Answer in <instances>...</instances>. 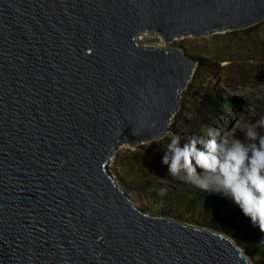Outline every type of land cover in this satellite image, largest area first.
I'll return each mask as SVG.
<instances>
[{
    "label": "water",
    "instance_id": "water-1",
    "mask_svg": "<svg viewBox=\"0 0 264 264\" xmlns=\"http://www.w3.org/2000/svg\"><path fill=\"white\" fill-rule=\"evenodd\" d=\"M264 19V0H0V264H254L144 212L108 173L161 138L198 61L147 47Z\"/></svg>",
    "mask_w": 264,
    "mask_h": 264
},
{
    "label": "rangeland",
    "instance_id": "rangeland-1",
    "mask_svg": "<svg viewBox=\"0 0 264 264\" xmlns=\"http://www.w3.org/2000/svg\"><path fill=\"white\" fill-rule=\"evenodd\" d=\"M144 43L181 49L199 63L179 96L180 103L165 134L133 147H118L112 154L110 174L117 176L144 212L220 231L213 225L212 214L219 193L173 179L162 157L173 136L184 143L193 136L207 138L210 128L221 136H240L237 123L255 122L264 115V19L240 29L181 35L168 43L160 36L148 35ZM249 108L255 109L254 114ZM160 189H166V193L160 195ZM232 202L230 198L229 206ZM226 219L222 226L231 231L224 232L254 264H264L259 252L264 246V232L258 228L241 242V224L231 216Z\"/></svg>",
    "mask_w": 264,
    "mask_h": 264
},
{
    "label": "clouds",
    "instance_id": "clouds-1",
    "mask_svg": "<svg viewBox=\"0 0 264 264\" xmlns=\"http://www.w3.org/2000/svg\"><path fill=\"white\" fill-rule=\"evenodd\" d=\"M250 113L255 112L249 108ZM240 136H193L181 143L173 136L162 157L175 180L230 197L244 216L264 232V115L255 122L237 123ZM166 189H160L164 195Z\"/></svg>",
    "mask_w": 264,
    "mask_h": 264
},
{
    "label": "trees",
    "instance_id": "trees-1",
    "mask_svg": "<svg viewBox=\"0 0 264 264\" xmlns=\"http://www.w3.org/2000/svg\"><path fill=\"white\" fill-rule=\"evenodd\" d=\"M230 104L232 106V102ZM216 201L218 204H215V206L212 207L213 225H216L223 231L230 232L231 230L225 226H222V223L227 220L226 217L229 218V216H231L236 222L241 224L239 238L241 239V242L252 237V235H254L259 230L258 225H254L250 218L244 216L240 208L234 202H232L231 206H229L230 197L219 193ZM259 252H261V261L264 262V246L262 250H259Z\"/></svg>",
    "mask_w": 264,
    "mask_h": 264
},
{
    "label": "bare ground",
    "instance_id": "bare-ground-1",
    "mask_svg": "<svg viewBox=\"0 0 264 264\" xmlns=\"http://www.w3.org/2000/svg\"><path fill=\"white\" fill-rule=\"evenodd\" d=\"M148 35H141L140 37H139V40H140V42H141V44L142 45H144V46H147V47H157V46H163L164 47V45H154V46H149V45H146L145 43H144V40H145V38L147 37ZM192 37V36H191ZM184 38V37H183ZM172 116H173V114H172ZM171 116V117H172ZM173 119L172 118H170V121H169V124L168 125H170L171 124V121H172ZM122 147V146H121ZM124 147H128V145H124ZM116 151V150H115ZM113 154V153H112ZM112 157H111V160H110V164L108 165V168H107V170H108V173H110V170H109V167L111 166V163H112V161H113V155H111ZM113 178H114V180L116 181V183H117V185L118 186H121L120 185V182L117 180L118 178H117V176H115V175H111ZM122 187V186H121ZM124 189V188H123ZM124 191H125V189H124ZM133 199V198H132ZM133 201H135V199H133ZM136 202V201H135ZM136 206H138L139 207V203H137L136 202Z\"/></svg>",
    "mask_w": 264,
    "mask_h": 264
},
{
    "label": "built area",
    "instance_id": "built-area-1",
    "mask_svg": "<svg viewBox=\"0 0 264 264\" xmlns=\"http://www.w3.org/2000/svg\"><path fill=\"white\" fill-rule=\"evenodd\" d=\"M182 94V93H181Z\"/></svg>",
    "mask_w": 264,
    "mask_h": 264
}]
</instances>
